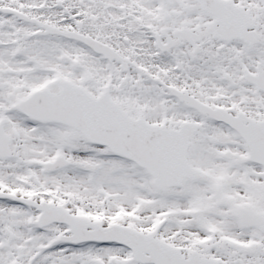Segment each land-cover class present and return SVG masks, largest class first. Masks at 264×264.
Returning <instances> with one entry per match:
<instances>
[{"label": "snow or ice", "instance_id": "1", "mask_svg": "<svg viewBox=\"0 0 264 264\" xmlns=\"http://www.w3.org/2000/svg\"><path fill=\"white\" fill-rule=\"evenodd\" d=\"M0 264H264V0H0Z\"/></svg>", "mask_w": 264, "mask_h": 264}]
</instances>
